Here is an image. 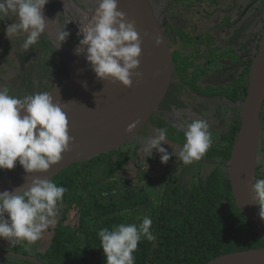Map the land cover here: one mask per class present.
Returning a JSON list of instances; mask_svg holds the SVG:
<instances>
[{"label":"clouds","instance_id":"1","mask_svg":"<svg viewBox=\"0 0 264 264\" xmlns=\"http://www.w3.org/2000/svg\"><path fill=\"white\" fill-rule=\"evenodd\" d=\"M48 3L49 0H0V19L10 14L17 18V22L6 27V37L11 40L23 35L25 50L37 44L53 23L44 15ZM97 4L93 23L80 29L83 38L74 54L86 53V61L98 80H110L130 88L134 77L142 78L138 71L142 41L135 22L118 9V0H97ZM69 35L65 28L58 32L56 39L60 46ZM162 43L157 36L155 45L159 47ZM52 93L43 91L17 98L9 95L8 88H0V170H13L18 162L29 176L47 173L70 150L74 139L69 135V122ZM183 134L182 148L175 149L172 155L184 165H191L211 148L212 133L206 120L195 119L187 123ZM166 136V130L158 128L156 135L143 146V151L151 155L156 150L162 164L171 159L161 147L167 144ZM33 177L30 183L11 192H0V239L10 245L21 241L34 244L56 223L66 189L52 179ZM252 192L253 203L259 205L260 217L264 219V179L254 180ZM137 219L141 221L139 224L120 223L98 231L106 264H135L133 253L141 239H155L151 218Z\"/></svg>","mask_w":264,"mask_h":264},{"label":"trees","instance_id":"2","mask_svg":"<svg viewBox=\"0 0 264 264\" xmlns=\"http://www.w3.org/2000/svg\"><path fill=\"white\" fill-rule=\"evenodd\" d=\"M162 12L168 14L169 9ZM161 30L168 42L174 35L182 48V53L172 48L175 64L179 66L172 91L179 84H185L190 75L195 78L190 82L198 87L201 66L196 62L201 57V49L198 48L197 60H189L184 54L186 38L178 36L170 21L164 22ZM249 73L250 66L245 82L237 83L232 90V100L240 103L245 100ZM69 74L64 64L60 79H67ZM240 128L238 120L219 137L223 142L221 148H210L204 157H219L227 165ZM123 155L122 151H114L72 165L53 180L66 192L59 205V210L64 208L63 216L50 245L41 254L46 264H106L98 231L120 223L139 224L141 221L137 218L144 216L152 220L155 239H141L133 253L135 264H209L226 254L264 248V238L258 228L236 204L227 170L216 167L206 178L197 179L190 178L189 173L180 177L166 174L162 195L154 200L141 187L140 182L144 180L141 174H138L139 183L117 175L129 159ZM18 167L19 164L15 168ZM153 181L154 175L147 177V183ZM118 195H122L120 200L116 198ZM107 197H111L110 202H105ZM69 212L80 216L76 227L65 224ZM27 263L30 262L20 258L16 261V264Z\"/></svg>","mask_w":264,"mask_h":264},{"label":"flooded vegetation","instance_id":"3","mask_svg":"<svg viewBox=\"0 0 264 264\" xmlns=\"http://www.w3.org/2000/svg\"><path fill=\"white\" fill-rule=\"evenodd\" d=\"M229 1L230 6L225 7V0H159L157 4L161 11L169 9V13L165 16L171 22L178 36H184L188 41L184 47L185 57H188L189 60H197L198 48L201 49V57L196 62L201 66V77L196 81L198 88L193 82H190L195 79L190 75L184 85L179 84L173 91L171 90L172 94L160 106L159 111L154 113L138 136L118 151L124 153V148L134 143L143 147L145 142L153 137L145 132V129L151 125V128L156 130L164 127L168 135L166 136L167 144H162L161 147L169 149V154L172 155L175 149H181L185 142L178 136L184 137L183 130L187 123L195 119H203L208 122L213 140L211 148H221L223 142L219 141V137L240 120L238 115L241 103L239 100L231 99L232 90L237 83L243 84L247 79L246 70L256 52L257 36H260L257 33L258 25L264 18V11L261 14H259L260 8L259 11H255L256 0L249 2L243 9L240 8L238 0ZM260 3V7H262L264 0ZM47 6L56 13V4L52 7L49 2ZM253 16H256V22L249 26L245 34H237L243 21L251 19ZM59 18L60 23L66 20L64 13H61ZM13 22H17V18L11 14L0 19V80H5L7 83L5 87L8 88L9 95L17 98L50 91L62 81L60 76L64 64L69 72V65L63 57L62 50L56 46L47 31L41 34L37 44L25 50L23 35L13 37L11 40L5 35L6 27ZM246 34L252 35L253 38L242 40ZM194 53H196L195 57ZM194 70L195 67L190 69V72ZM233 95L235 96V93ZM124 156L128 157L127 154ZM175 159L177 161L167 167L155 159L137 166L138 174L144 177L140 185L152 199L159 200L161 197L166 174L180 177L189 173L190 178L197 179L206 178L216 167L228 171V164L224 165L223 160L219 157L209 158L214 159L213 164L184 165L177 158ZM156 164H159V172H156ZM210 167H212L211 171L204 173V169H210ZM151 175H154V181L147 183V177ZM130 182L139 183L138 176L135 181ZM158 182L163 183L162 189L160 194L153 198L151 192L154 193L155 190L152 187ZM63 209L55 228L63 216ZM70 213L67 214L65 222L69 226H71L68 222ZM54 231L55 229L53 235ZM16 249L17 246L14 244L9 245L6 240L0 239V264H16L18 258L28 260L30 263L27 264H46L41 256L46 250L36 256H29L28 253H23V255L16 253L14 251Z\"/></svg>","mask_w":264,"mask_h":264},{"label":"water","instance_id":"4","mask_svg":"<svg viewBox=\"0 0 264 264\" xmlns=\"http://www.w3.org/2000/svg\"><path fill=\"white\" fill-rule=\"evenodd\" d=\"M57 6V0H52ZM156 4L146 0H118V9L134 21L142 41V54L138 71L142 78H133L130 88L118 82L100 81L86 61V53L77 56L69 77L49 92L66 113L69 135L74 139L70 150L62 154L57 165L47 173L32 174L52 181L72 165L121 150L132 142L147 125L154 113L170 94L178 73L173 52L182 48L172 35L170 41L163 36L161 27L168 19ZM97 0H91L87 26L94 21ZM260 13L264 11V3ZM256 16L243 21L237 34H245ZM163 43L157 47L155 38ZM175 49L174 51L172 50ZM250 73L248 93L240 104L241 128L236 136L228 162V174L236 204L243 215L258 228L264 238V219L259 205L253 203L252 185L258 179V152L264 111V28L256 44ZM159 73V75H156ZM149 78V94L143 97V83ZM86 84V87H85ZM146 86V85H144ZM130 121L132 127L124 125ZM194 163L213 164L214 159L202 158ZM22 167L0 174V192L13 191L34 178ZM209 264H264V248L236 252L221 256Z\"/></svg>","mask_w":264,"mask_h":264},{"label":"rangeland","instance_id":"5","mask_svg":"<svg viewBox=\"0 0 264 264\" xmlns=\"http://www.w3.org/2000/svg\"><path fill=\"white\" fill-rule=\"evenodd\" d=\"M153 1H154V4H156L155 2L159 3V0H146V2H148V4H150V2L153 3ZM225 1H226L225 7L230 6V1L229 0L228 1L225 0ZM252 1L254 2L255 0H238L239 6H240L241 9L245 8L247 6V4L249 2H252ZM49 2L52 5V7H53V5H55L54 1H52V0H49ZM260 2H261L260 0H256V2H255V5H256L255 11H259V7L261 5ZM65 22H66V20L63 21L62 24L65 25ZM263 28H264V18L260 22V25H258L257 33L261 34ZM252 38H253L252 35H247L246 34V35H244L242 40H251ZM241 42L242 41H240V43ZM6 85H7V83H5V80H0V88H4ZM144 85H146V86H144ZM142 87L144 88L143 89V97H148V94H149V88H148L149 87V78H148V80H146L143 83ZM196 88H198V87H196ZM238 116H239V119H240V114ZM223 123L225 124V120L223 121ZM145 132L148 133L149 135H152V136L156 135V129L151 128V125H149L145 129ZM173 133H175V132H173ZM178 137L180 139L184 140V137H182L181 135H179ZM178 137H177V140H178ZM142 148L143 147L138 146L135 143L132 144L129 147L124 148V153L127 154V156L129 157V160L125 161V164H124L125 168L124 169H121V170L117 171V175L118 176H120L124 180L135 181L136 176H138V172H137V166L138 165H141L143 163L152 162V161H154L153 159L158 160L161 163L160 154L156 150H153L154 152H152V155H151V153L143 152ZM166 151L168 153H170L169 149H166ZM124 153H122V154H124ZM175 158H177L175 155L173 157L171 155V159H169V161L166 164H162V163L161 164L163 166H165V167H167L169 165H173L177 161ZM17 164H18V162H17ZM155 166H157V171L156 172H159L160 171V168H158L159 164H156ZM211 169H212V167H210V169H208V168L204 169V173H206L208 171H211ZM3 173H6V170H0V174H3ZM162 184H163L162 182H158V183L153 185L152 188L155 190L154 193L151 192V195H152L153 198H156V196L158 194H160L161 189H162ZM120 196H122V195H118L116 198L118 200H120ZM110 201H111V197H107L106 200H105V202H110ZM61 214H62V209L59 210V214L56 217V222L60 219ZM69 217L70 218H69L68 222L70 223V225L71 226H77L78 225V221H79V214H76L75 212H71L69 214ZM55 224L50 226L42 234L41 239L39 241L35 242L34 244H28L27 242H23V241L15 243L14 245L17 246V249L14 250V251H16V253L22 254V255H23V253L24 254L28 253L27 255H29V256L30 255H35L36 256L37 254H41V252L45 251L48 248V246L50 245L51 238H52V235H53V230L55 229Z\"/></svg>","mask_w":264,"mask_h":264},{"label":"bare ground","instance_id":"6","mask_svg":"<svg viewBox=\"0 0 264 264\" xmlns=\"http://www.w3.org/2000/svg\"><path fill=\"white\" fill-rule=\"evenodd\" d=\"M56 13L47 5L44 8V15L49 21L53 22L46 30L55 42L56 46L62 50L63 57L67 61L69 67H73L77 56L74 54L75 48L79 45V41L83 38L80 34V29L83 30L87 27L91 0H57ZM64 13L66 22L65 25L60 23V14ZM83 27V29H82ZM65 28L70 33L66 42L60 46L59 41L56 39L58 32ZM60 46V47H59ZM124 125L132 127L130 121H125ZM12 170H6L9 173Z\"/></svg>","mask_w":264,"mask_h":264},{"label":"crops","instance_id":"7","mask_svg":"<svg viewBox=\"0 0 264 264\" xmlns=\"http://www.w3.org/2000/svg\"><path fill=\"white\" fill-rule=\"evenodd\" d=\"M262 121H263V124H262L260 145H259V152H258L259 179H264V119Z\"/></svg>","mask_w":264,"mask_h":264}]
</instances>
